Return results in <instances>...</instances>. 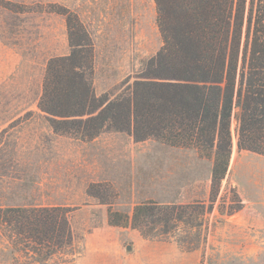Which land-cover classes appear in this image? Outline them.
Wrapping results in <instances>:
<instances>
[{
  "label": "rangeland",
  "instance_id": "obj_1",
  "mask_svg": "<svg viewBox=\"0 0 264 264\" xmlns=\"http://www.w3.org/2000/svg\"><path fill=\"white\" fill-rule=\"evenodd\" d=\"M51 6L75 13L90 34L96 95L124 91L162 45L153 0H0V52L8 61L21 59L13 86H0V118L17 117L0 128V207L69 208L72 246L47 264H264V157L237 151L239 109L230 120L228 170L209 212L212 159L194 149L135 142L120 132L89 142L54 133L37 101L46 62L68 55L69 47L64 17ZM28 119L29 126L21 124ZM28 127L36 133L24 135ZM93 183L113 187V212L130 216L135 205L154 201L179 205L183 220L170 222L167 234L163 224L150 225L151 233L111 226L108 206L86 194ZM238 200L243 206L234 211ZM11 243L0 233V264L37 262Z\"/></svg>",
  "mask_w": 264,
  "mask_h": 264
},
{
  "label": "trees",
  "instance_id": "obj_2",
  "mask_svg": "<svg viewBox=\"0 0 264 264\" xmlns=\"http://www.w3.org/2000/svg\"><path fill=\"white\" fill-rule=\"evenodd\" d=\"M153 1L160 49L124 91L100 95L93 89L90 34L75 13L51 6L64 17L69 53L46 62L37 108L54 133L82 142L120 132L135 142L151 139L212 159L209 212L229 166L234 109L237 151L264 157V0ZM86 194L108 206L111 226L151 233L150 225L163 224L167 234L169 223L184 217L176 212L179 205L154 201L134 206L130 216L113 212L116 194L109 183L90 184ZM242 206L238 200L234 211ZM69 213L62 206L0 207V233L12 250L31 252L35 264H47L72 246Z\"/></svg>",
  "mask_w": 264,
  "mask_h": 264
},
{
  "label": "crops",
  "instance_id": "obj_3",
  "mask_svg": "<svg viewBox=\"0 0 264 264\" xmlns=\"http://www.w3.org/2000/svg\"><path fill=\"white\" fill-rule=\"evenodd\" d=\"M2 52H0V86H5L6 88L8 87H12L13 86V75H14V71H15V67L20 63L21 59H17L15 61H8V59L3 56V54H1ZM22 78V77H21ZM23 81V78L21 79ZM21 81V82H22ZM42 87V85H41ZM12 89H10L11 91ZM9 91V92H10ZM41 94V89H40V93L38 96V99L40 97ZM38 102V101H37ZM17 119V117L11 118V117H1L0 118V128L1 129H5L7 128L11 123H13L15 120ZM30 120L28 119L25 123H21V124H25L27 126L30 125ZM15 128H11L8 129L6 133H8L9 131H13ZM22 131H24V135L27 136H32L31 133H36L35 128L32 127H28L27 129L22 128ZM17 131V130H16ZM236 147V146H235ZM198 154V153H197ZM211 168H212V163H211ZM210 179H211V170H210ZM140 204V203H139ZM160 204V203H159ZM138 205V204H137ZM166 205H170V204H166ZM136 206V205H135ZM134 208V207H133ZM132 208V210H133ZM132 213V212H131Z\"/></svg>",
  "mask_w": 264,
  "mask_h": 264
},
{
  "label": "water",
  "instance_id": "obj_4",
  "mask_svg": "<svg viewBox=\"0 0 264 264\" xmlns=\"http://www.w3.org/2000/svg\"><path fill=\"white\" fill-rule=\"evenodd\" d=\"M126 250L130 251L131 250V246H126Z\"/></svg>",
  "mask_w": 264,
  "mask_h": 264
}]
</instances>
